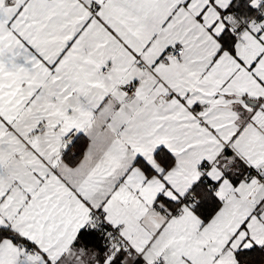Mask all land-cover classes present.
I'll use <instances>...</instances> for the list:
<instances>
[{
  "label": "snow or ice",
  "instance_id": "obj_1",
  "mask_svg": "<svg viewBox=\"0 0 264 264\" xmlns=\"http://www.w3.org/2000/svg\"><path fill=\"white\" fill-rule=\"evenodd\" d=\"M0 264H264V0H0Z\"/></svg>",
  "mask_w": 264,
  "mask_h": 264
}]
</instances>
